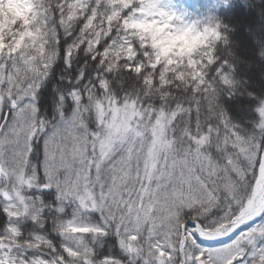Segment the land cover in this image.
<instances>
[{"label":"snow or ice","instance_id":"1","mask_svg":"<svg viewBox=\"0 0 264 264\" xmlns=\"http://www.w3.org/2000/svg\"><path fill=\"white\" fill-rule=\"evenodd\" d=\"M0 7V264H264V0Z\"/></svg>","mask_w":264,"mask_h":264},{"label":"trees","instance_id":"2","mask_svg":"<svg viewBox=\"0 0 264 264\" xmlns=\"http://www.w3.org/2000/svg\"><path fill=\"white\" fill-rule=\"evenodd\" d=\"M253 3L256 0H252ZM174 6L181 12L187 13L192 18H202L208 14H217L222 16L226 22H228V15L224 12L222 8V0H173ZM255 26H253V29ZM244 29L240 28L237 30L236 39L239 37L240 33H243ZM59 237H57L58 239ZM225 241H204L208 246H216Z\"/></svg>","mask_w":264,"mask_h":264},{"label":"rangeland","instance_id":"3","mask_svg":"<svg viewBox=\"0 0 264 264\" xmlns=\"http://www.w3.org/2000/svg\"><path fill=\"white\" fill-rule=\"evenodd\" d=\"M15 11H17V10H15V9L12 10L13 13H15ZM4 13H5V9H3L2 7H0V24H2ZM253 30L255 31V28ZM208 242H210V241H208ZM211 242H213V241H211Z\"/></svg>","mask_w":264,"mask_h":264}]
</instances>
